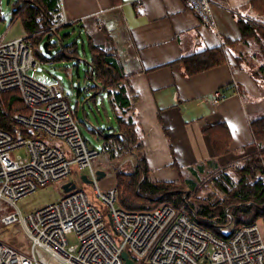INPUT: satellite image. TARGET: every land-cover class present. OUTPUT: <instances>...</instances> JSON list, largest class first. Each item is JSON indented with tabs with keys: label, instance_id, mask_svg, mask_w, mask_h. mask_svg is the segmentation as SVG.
I'll list each match as a JSON object with an SVG mask.
<instances>
[{
	"label": "built area",
	"instance_id": "built-area-1",
	"mask_svg": "<svg viewBox=\"0 0 264 264\" xmlns=\"http://www.w3.org/2000/svg\"><path fill=\"white\" fill-rule=\"evenodd\" d=\"M186 1L203 23L215 27L209 0ZM106 24L104 18H97L100 30ZM69 25L64 18L43 32ZM30 39L25 34L0 42V94L19 93L24 109L10 116L7 130L0 128V203L16 209L0 221L4 226L19 224L30 246L25 253L0 241V264H41L37 249L60 264H125L123 252L134 264H264V233L257 224L217 236L186 213L188 192L179 208L161 206L141 212L121 209L116 188L102 194L98 169L92 166L100 153L82 135L60 86L28 76L40 66ZM221 100L216 92L213 104ZM74 170L80 173L79 181L85 175L93 182L98 203H91L71 181L76 189L59 201L25 216L20 213V200L40 186L66 180ZM224 212L231 223L230 208ZM71 234L77 239L75 245L68 243Z\"/></svg>",
	"mask_w": 264,
	"mask_h": 264
},
{
	"label": "crops",
	"instance_id": "crops-1",
	"mask_svg": "<svg viewBox=\"0 0 264 264\" xmlns=\"http://www.w3.org/2000/svg\"><path fill=\"white\" fill-rule=\"evenodd\" d=\"M209 1L215 27L203 23L186 0H62L60 7L61 21L66 18L86 34L96 31L98 17L105 19L106 26L98 28L105 35L97 39L110 43L128 75L147 166L160 182L186 179L195 168L221 167L247 156L254 141L250 122L264 115V86L233 57L250 53L233 44L241 40L238 18H260L253 0ZM15 20L20 21L12 17L11 23ZM224 41L232 43L225 49L226 63L186 73L183 58L222 47ZM216 92L223 100L214 105ZM220 124L228 129L230 143L228 153L217 157L204 129Z\"/></svg>",
	"mask_w": 264,
	"mask_h": 264
},
{
	"label": "trees",
	"instance_id": "trees-1",
	"mask_svg": "<svg viewBox=\"0 0 264 264\" xmlns=\"http://www.w3.org/2000/svg\"><path fill=\"white\" fill-rule=\"evenodd\" d=\"M251 7L260 18H238L241 40L233 42V45H241L248 51L256 48V51L239 53L233 57L238 66H248L252 78L260 86H264V0H253ZM12 16L13 19L21 21L25 34L31 36V42L33 39L39 40L44 36L43 31L47 27L61 23L60 2L18 0ZM93 29L96 31L86 34L91 53L86 75L93 82V86L87 91H92L87 100L97 105L98 96L103 94V110L107 113V100L116 122V127H112L108 135L99 133L103 138L102 155L109 161L134 156L137 159L133 174L121 175L117 172L115 175L118 206L129 212L150 211L160 206L179 208L184 191L177 182H160L151 177L146 162L143 134L134 112L136 96L130 92L128 75L121 67L117 52L111 48L110 43L105 46L98 41L97 35H105V32L99 31L97 26ZM230 44L232 43L224 41L222 47L183 58L186 73L194 75L226 63L225 49ZM48 49L51 51L49 43ZM69 49L73 55L75 49ZM17 112H24L19 94H0L1 129H8L10 116ZM250 127L254 138L252 152L225 168L218 169L204 186L205 197L193 195L185 207L190 217L196 218L203 227L217 236L227 237L225 231L231 232L249 224H257L264 233V115L252 120ZM204 133L207 134L217 157L228 153L230 136L225 125L206 127ZM227 207L233 216L231 223L225 216Z\"/></svg>",
	"mask_w": 264,
	"mask_h": 264
},
{
	"label": "rangeland",
	"instance_id": "rangeland-1",
	"mask_svg": "<svg viewBox=\"0 0 264 264\" xmlns=\"http://www.w3.org/2000/svg\"><path fill=\"white\" fill-rule=\"evenodd\" d=\"M17 1L11 0V3L7 4L6 0H2L0 4V16L2 17V21H0V40L2 36L6 38V41L24 36L21 22L15 20L14 23H11L14 4ZM46 42L50 44L51 55L46 54L43 49V45ZM32 44L33 55L38 63H40V66L36 70L29 71L28 76L41 84H58L60 86L82 135L86 138L90 147L97 149L100 153L97 158L92 160L93 168L105 173L103 178L97 180L100 192L103 194L109 189L115 188L116 173L118 172L121 175L133 174L137 159L134 156L109 161L102 155L103 138L99 133L108 135L111 132L110 129L116 127V122L111 110L108 108L107 100H105L107 113L103 110L101 105L103 94L98 96L97 105L87 100V96H91L92 93V91H87L93 86V82L86 75L87 63L91 62V53L86 33L82 30L81 26H65L54 33H45L39 40L33 39ZM70 47L75 49L73 55L69 53ZM254 51H256V48H252L250 53ZM52 144L59 146L55 142H52ZM230 163L221 167H212L211 165L206 169L195 168L190 171V174L185 176L186 179L183 178L175 182L180 184L179 188L184 193L188 192V200L196 194L200 197H205L206 190L204 186L209 179L218 169L225 168ZM79 178L80 173L74 170L66 180L38 187L34 193L17 203L18 210L25 216L59 201L65 195L62 185L71 181L77 183V188H82L85 191L91 203H98L97 197L94 194L93 182L83 183L79 181ZM193 186L195 188H192ZM15 211L16 209L5 207L4 203H0V219L1 216ZM67 240L69 245L77 243L74 234L69 235ZM0 241L13 246L21 252L29 253L30 251L29 241L19 224L4 226L0 221ZM35 256L41 264H60L57 261H53L51 257L40 249L35 251Z\"/></svg>",
	"mask_w": 264,
	"mask_h": 264
},
{
	"label": "water",
	"instance_id": "water-1",
	"mask_svg": "<svg viewBox=\"0 0 264 264\" xmlns=\"http://www.w3.org/2000/svg\"><path fill=\"white\" fill-rule=\"evenodd\" d=\"M9 1L10 0H6V3L8 4ZM43 49H44L46 54L51 55V51L48 49V42L44 43ZM96 174L98 176V179L103 178L105 175V173L103 171H100V170H97ZM81 181L83 183H90L91 182L89 179H87V177L85 175L81 176ZM74 189H76L75 183L68 182V183H65L64 185H62V190H63L64 194H68L71 191H73ZM122 258L125 261V264H134L133 261L128 258V255L126 252L122 253Z\"/></svg>",
	"mask_w": 264,
	"mask_h": 264
}]
</instances>
